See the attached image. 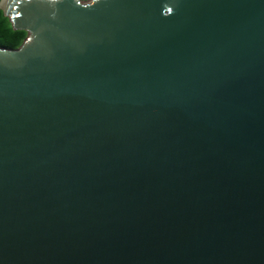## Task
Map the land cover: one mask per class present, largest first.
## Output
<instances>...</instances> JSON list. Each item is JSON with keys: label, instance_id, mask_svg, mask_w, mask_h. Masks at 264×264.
I'll list each match as a JSON object with an SVG mask.
<instances>
[{"label": "water", "instance_id": "1", "mask_svg": "<svg viewBox=\"0 0 264 264\" xmlns=\"http://www.w3.org/2000/svg\"><path fill=\"white\" fill-rule=\"evenodd\" d=\"M0 264H264V0H6Z\"/></svg>", "mask_w": 264, "mask_h": 264}, {"label": "trees", "instance_id": "2", "mask_svg": "<svg viewBox=\"0 0 264 264\" xmlns=\"http://www.w3.org/2000/svg\"><path fill=\"white\" fill-rule=\"evenodd\" d=\"M84 1V0H83ZM26 36L24 30L12 29L6 16L0 10V46L15 48Z\"/></svg>", "mask_w": 264, "mask_h": 264}, {"label": "bare ground", "instance_id": "3", "mask_svg": "<svg viewBox=\"0 0 264 264\" xmlns=\"http://www.w3.org/2000/svg\"><path fill=\"white\" fill-rule=\"evenodd\" d=\"M5 2H6V0H2L1 1V6H5Z\"/></svg>", "mask_w": 264, "mask_h": 264}]
</instances>
